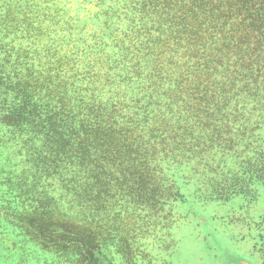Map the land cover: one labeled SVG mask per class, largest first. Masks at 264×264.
<instances>
[{
	"label": "trees",
	"instance_id": "obj_1",
	"mask_svg": "<svg viewBox=\"0 0 264 264\" xmlns=\"http://www.w3.org/2000/svg\"><path fill=\"white\" fill-rule=\"evenodd\" d=\"M263 123L264 0H0V124L25 150L3 172L28 203L69 193L122 254L186 193L229 199L262 178L219 182L214 160L254 152Z\"/></svg>",
	"mask_w": 264,
	"mask_h": 264
},
{
	"label": "rangeland",
	"instance_id": "obj_2",
	"mask_svg": "<svg viewBox=\"0 0 264 264\" xmlns=\"http://www.w3.org/2000/svg\"><path fill=\"white\" fill-rule=\"evenodd\" d=\"M8 131V127L0 124V264H95L93 259H97L96 264H264V172L258 174L262 178H254L247 184V190L229 199L199 201L186 193L184 200L178 199L160 210L166 219L141 223L139 227L148 236L145 234L134 253L132 250L122 254L114 244L102 240L109 225L103 220L91 222L89 209H79L67 201L71 199L69 193L62 194L60 200L56 192H51L48 203L43 200L38 203L37 194L34 202L24 201L17 187L21 181L13 184L3 172L6 167L17 171L25 164L23 144L9 137ZM255 135L259 141L254 152L260 149L264 154V123ZM254 152H245L246 156L217 154L215 179L220 182L223 173L229 171L247 181L250 175L243 172L255 167L259 170L264 164L261 152L258 155ZM249 155L257 156L254 167L249 160L243 162ZM9 189L14 192L9 193ZM37 205L45 207L34 208ZM22 215L24 218L19 219ZM35 230L40 235L51 230L52 236L64 234L63 250L56 249ZM88 251L93 253V259Z\"/></svg>",
	"mask_w": 264,
	"mask_h": 264
}]
</instances>
